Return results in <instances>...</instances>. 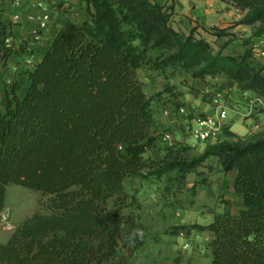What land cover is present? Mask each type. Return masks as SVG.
<instances>
[{"label": "trees", "instance_id": "obj_1", "mask_svg": "<svg viewBox=\"0 0 264 264\" xmlns=\"http://www.w3.org/2000/svg\"><path fill=\"white\" fill-rule=\"evenodd\" d=\"M228 1L249 11L239 24L254 29L240 56L224 52L231 38L216 51L196 29L177 31L172 6L82 0L90 19L64 24L42 60L4 86L0 222L10 185L51 199L49 212H36L0 243V264H129L119 258L125 249L146 244L148 227L138 192L126 189L128 181L153 177L184 186L210 158L218 159L225 173L237 170L234 189L243 196V207L236 214H216L208 225L176 229L212 231V264H264V131L240 137L224 126L222 138L206 143L200 154L179 142L164 148L160 160L146 157L158 148L163 131L158 133L155 98L146 94L139 69L230 79L242 93L264 98V65L255 61L251 46L252 38L264 36V0ZM211 31L218 38L231 35L228 28ZM8 35L9 26L1 23L4 64L26 51V42L6 46ZM183 106L174 103L170 111ZM134 228L142 229L143 237L131 243L126 234Z\"/></svg>", "mask_w": 264, "mask_h": 264}, {"label": "rangeland", "instance_id": "obj_2", "mask_svg": "<svg viewBox=\"0 0 264 264\" xmlns=\"http://www.w3.org/2000/svg\"><path fill=\"white\" fill-rule=\"evenodd\" d=\"M221 1L230 5L229 25L224 28H228L231 35L218 38L211 31L216 26L202 27L201 31L197 30L198 27L193 29H196L197 37L205 38L216 51L221 49L225 42L231 38L232 41L224 49V52L240 56L245 50L244 40L250 38L254 32L251 25L239 24L241 20L245 19L249 11L241 9L231 1ZM172 23L174 22L171 21ZM180 32L189 34V32H184L183 28L180 29ZM261 39L264 40V36L262 38H254L251 46L256 45ZM254 58L257 63L264 65V58L257 54ZM138 75L144 84L146 94L155 98L153 108L158 123V133L169 130L178 142L190 140L191 143H195L194 140L196 139L191 137L184 126L183 120L178 131L182 136L178 137L176 131L168 126L165 110H172L174 103L182 102L188 114H192L193 117L211 115L202 113L200 109H192V104L197 101L194 96L198 92L197 87H200V84H195V79L189 75H184L180 72L173 73V69L170 68L165 71H158L145 67L139 69ZM211 78L213 80L207 84H210L211 87L218 86L216 78ZM202 103L208 104L210 101L202 97ZM226 105L229 109L227 119L233 116L241 120L243 124L252 121L254 125L249 131L252 135L264 131V122L256 123L255 120V115L264 113V110L258 109L255 115L245 117L243 112L249 103L247 105L236 104L231 99H226ZM236 109H240L242 112L240 111V114H237L234 112ZM181 116L184 119V115ZM226 120L223 121L224 126ZM262 126L263 128L261 129ZM191 143L186 144L190 145ZM190 146L193 147L191 154L201 153L199 149L201 145L191 144ZM164 148L167 147L159 141L158 148L150 150L146 157L160 160L163 157ZM171 176H175V174ZM232 179L233 174L223 172L218 159L210 158L196 172L189 174L184 186L170 182L167 179H156L153 177L148 179L135 178L128 181L126 189L129 193L138 192V198L142 204V221L146 226H151L150 229H152L156 237L154 246L152 244L137 252H125L128 261H134L133 264H209V248L206 247L209 241L207 233L204 232L201 237L196 238L194 230L187 233L184 228H176L193 226L198 223L208 225L214 220L218 211H224V209L231 208L237 213L241 207V199L239 200L233 194L234 188L230 187L233 182ZM167 186H170L169 190H167ZM50 199V196L44 195L40 191L32 190L22 185H10L7 188L6 208L2 213L0 222V243L7 242L15 230L36 212H49L47 204ZM181 232L184 233V236H181ZM149 238H153L151 233L148 235ZM184 239L188 240L189 246L184 245ZM200 243L203 244V247L205 244L206 249L201 247Z\"/></svg>", "mask_w": 264, "mask_h": 264}, {"label": "crops", "instance_id": "obj_3", "mask_svg": "<svg viewBox=\"0 0 264 264\" xmlns=\"http://www.w3.org/2000/svg\"><path fill=\"white\" fill-rule=\"evenodd\" d=\"M43 1V5L39 6L38 3ZM159 5H164L166 7H174V13L172 15L171 21L173 27L180 31L183 28L184 32H190L193 28L198 27L197 30L201 31L202 27L207 26H216L220 28L227 27L229 17L231 15L230 5L223 3L221 0H153ZM49 13L51 17L50 26L42 33L39 39H35L32 36V30L37 26V22L39 18H41L45 13ZM15 15H19L21 20L16 22L14 21ZM90 19V12L86 4L82 2V0H0V24L3 23L9 26V30L12 32V44L16 47L20 46L24 42H26V51L22 55H13L7 64H4L1 60V47H0V94L3 91V88L6 84L10 83L11 80L16 76H21L22 70H24L28 65L37 63L42 60L45 53L47 52L49 46L52 41L55 39L59 29L66 24L68 21H72L78 25L83 24L84 22ZM201 27V28H200ZM254 39V38H253ZM253 43V40H252ZM31 59V63L28 61ZM22 78V77H21ZM213 80L211 77H207L206 79L197 78L194 80L195 84H200V87H197L198 92L194 96V99L197 98V101H194L192 104V109L201 110L202 113L211 114L216 116L217 113L212 106V98L215 94L226 93L228 94V99L232 100L234 103H241L242 105H247L250 101V98L255 95L254 92H246L242 93L237 83L230 79L224 78H216L218 81V86L211 87L210 84H207L209 81ZM221 81V82H220ZM220 82V83H219ZM28 85V83L26 82ZM202 97L207 98L210 103L205 104L202 103ZM241 105V106H242ZM242 108V107H241ZM192 115V114H191ZM165 116L168 120V126H170L176 134H179V129L182 124V116L177 112H166ZM193 116V115H192ZM257 118V119H256ZM256 123L264 122V113H260L255 115ZM225 127H228L230 131L234 132L236 135L240 137L250 136L252 135L250 129L254 124L248 122L243 124V122L239 119L230 116L229 119L225 122ZM258 126V125H257ZM259 128V127H258ZM263 126L261 127V129ZM254 132V131H253ZM257 133V132H256ZM223 138L225 139V135L223 134ZM188 141V142H187ZM180 141V143L186 144L191 143L190 140ZM194 144H199L201 147L199 148L201 152L204 151L206 143L199 142L194 140ZM190 144V145H191ZM233 174V182L230 185L234 188V180L237 175V170L228 172ZM236 197L241 199V207H243V196L237 193L234 189V193ZM231 210L232 213L236 214L231 208L227 209ZM218 211V213H223L227 211ZM238 210V211H239ZM237 211V213H238ZM200 224V223H198ZM205 225V224H201ZM148 227V235L152 234L153 238L147 237L146 244L135 250L131 247L125 249L124 253L121 255L119 260L121 262H128L129 264H133V262H129L128 258L125 255V252L129 253V251H140L145 247L155 244L156 237L155 233L152 232L151 226ZM196 232V238L201 237V235L206 232L209 241L206 244V247L209 248V264H212L211 257V247L209 243L214 239V233L212 231H200L198 229L192 228L189 232L185 229V232L190 233L191 231ZM154 231V229H153ZM181 236H184V233L181 232ZM188 240L184 239V245L187 244ZM201 247H203V244ZM205 244L204 247L205 248ZM202 248V249H203ZM149 261V260H148ZM148 263V262H147Z\"/></svg>", "mask_w": 264, "mask_h": 264}, {"label": "built area", "instance_id": "obj_4", "mask_svg": "<svg viewBox=\"0 0 264 264\" xmlns=\"http://www.w3.org/2000/svg\"><path fill=\"white\" fill-rule=\"evenodd\" d=\"M39 6L43 5V1L38 3ZM14 20L16 22L21 20L19 15H15ZM51 17L47 12L37 22V26L32 30V36L35 39H39L42 33L50 26ZM6 46L12 45V38L10 35L6 37L5 40ZM255 53L264 58V40L261 39L259 42L253 46ZM31 63V61H28ZM228 95L226 93L215 94L212 98V106L215 109L217 115H203L200 117H193L188 114L185 107H181L178 114L184 115V126L187 128L189 134L194 139L203 142V143H215L222 138V132L224 128V123L229 116V109L226 105V99ZM264 110V98L258 95L253 96L250 99L248 107L244 110L243 114L245 117L255 115L257 111ZM240 109H236L234 112L240 114ZM166 112H170L169 109ZM242 112V111H241ZM159 141L167 148L175 147L178 145V141L171 131H164L160 133ZM186 246H189L187 243Z\"/></svg>", "mask_w": 264, "mask_h": 264}, {"label": "clouds", "instance_id": "obj_5", "mask_svg": "<svg viewBox=\"0 0 264 264\" xmlns=\"http://www.w3.org/2000/svg\"><path fill=\"white\" fill-rule=\"evenodd\" d=\"M143 237V230L140 228H134L131 230L130 233L126 234V239L129 240L131 243H135V240Z\"/></svg>", "mask_w": 264, "mask_h": 264}]
</instances>
